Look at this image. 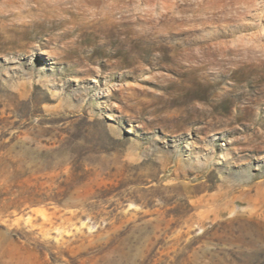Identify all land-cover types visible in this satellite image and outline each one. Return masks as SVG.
<instances>
[{
	"label": "rangeland",
	"instance_id": "obj_1",
	"mask_svg": "<svg viewBox=\"0 0 264 264\" xmlns=\"http://www.w3.org/2000/svg\"><path fill=\"white\" fill-rule=\"evenodd\" d=\"M0 264H264V0H0Z\"/></svg>",
	"mask_w": 264,
	"mask_h": 264
}]
</instances>
